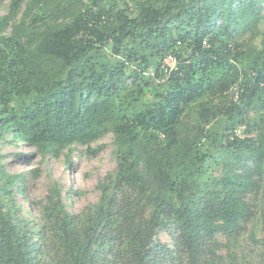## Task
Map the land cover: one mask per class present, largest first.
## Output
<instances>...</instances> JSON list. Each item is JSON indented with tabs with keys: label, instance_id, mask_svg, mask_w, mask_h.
<instances>
[{
	"label": "trees",
	"instance_id": "obj_1",
	"mask_svg": "<svg viewBox=\"0 0 264 264\" xmlns=\"http://www.w3.org/2000/svg\"><path fill=\"white\" fill-rule=\"evenodd\" d=\"M263 12L264 0H10L0 148L96 157L113 134L116 167L80 213L54 182L32 224L0 153V264H264Z\"/></svg>",
	"mask_w": 264,
	"mask_h": 264
},
{
	"label": "rangeland",
	"instance_id": "obj_2",
	"mask_svg": "<svg viewBox=\"0 0 264 264\" xmlns=\"http://www.w3.org/2000/svg\"><path fill=\"white\" fill-rule=\"evenodd\" d=\"M9 3L10 0H7L0 6V15L7 13ZM261 20L259 22L258 18H252V23L263 30L264 17ZM101 144L106 147L96 157L87 153L86 146L77 145L70 151H65L60 158H44L35 148L20 142L1 146L0 153L6 172L9 175H20L21 179L14 188L20 186L24 189L23 193L17 195L16 203L23 208L25 218L32 224L38 222L36 203L44 201L54 182L60 184L63 201L69 212L80 213L86 206L96 203L100 195L97 190L98 183L116 167L113 134L93 143L92 147ZM158 239L162 243L173 245V239L168 233H160Z\"/></svg>",
	"mask_w": 264,
	"mask_h": 264
},
{
	"label": "built area",
	"instance_id": "obj_3",
	"mask_svg": "<svg viewBox=\"0 0 264 264\" xmlns=\"http://www.w3.org/2000/svg\"><path fill=\"white\" fill-rule=\"evenodd\" d=\"M203 44L204 45H207L208 44V41L207 40H204L203 41ZM177 69H178V60H177V57L175 55H172V54L168 55L164 59L162 65H161V70L163 71V74L166 75V76H169L173 71H175ZM235 90H236L235 93L237 94L235 96V99L237 100L238 95H239L238 92H237L238 89L235 88Z\"/></svg>",
	"mask_w": 264,
	"mask_h": 264
}]
</instances>
